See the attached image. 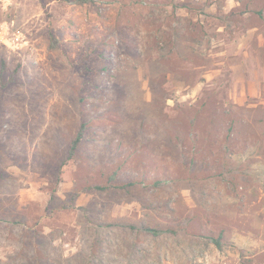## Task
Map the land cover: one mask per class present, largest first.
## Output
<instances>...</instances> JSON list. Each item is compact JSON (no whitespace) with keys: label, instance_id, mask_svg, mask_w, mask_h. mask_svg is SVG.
<instances>
[{"label":"rangeland","instance_id":"obj_1","mask_svg":"<svg viewBox=\"0 0 264 264\" xmlns=\"http://www.w3.org/2000/svg\"><path fill=\"white\" fill-rule=\"evenodd\" d=\"M0 264H264V0H0Z\"/></svg>","mask_w":264,"mask_h":264},{"label":"trees","instance_id":"obj_2","mask_svg":"<svg viewBox=\"0 0 264 264\" xmlns=\"http://www.w3.org/2000/svg\"><path fill=\"white\" fill-rule=\"evenodd\" d=\"M96 0H78V3H91L95 2ZM178 32V30H176ZM153 83V82H152ZM153 86V85H152ZM167 97V96H166ZM208 101L205 99H201L197 103L189 104V105H183L179 104V111L181 114H190L192 115L191 119L189 120L188 127H186V130H183L185 133L184 137H179L180 130H177L175 133V139L177 143V147L179 148V151L182 154H187L186 159L181 160V164L184 169L190 170L191 173L192 170L196 167H198L199 172L203 171H209V173H217L218 175H222L224 172L229 171L227 169V163L225 162V158L219 156V153L225 154L227 152L228 146H225L224 140L230 139L232 135V130L234 128V122L231 121L230 131L224 136V140L221 139L218 132H208L206 133V129L210 126H219L222 121L223 117L230 112H228V109L221 106H214L213 111L211 113H208V121L206 123L203 122V126L201 127V132L197 129L199 128V117L204 116V113H206V110L208 108ZM234 110V108H233ZM235 111V110H234ZM169 118V116H168ZM167 117L163 118L162 123L160 124L162 129L166 130L168 126L171 124V119H168ZM141 126L143 128L146 127V124L144 122L141 123ZM84 129H86V125L83 124L82 128L76 133L75 137L71 140V143L68 147V158L72 159L76 156L78 152L79 145L81 141L84 139ZM206 135V136H205ZM172 138V137H171ZM169 138V140H171ZM190 141V143L193 146H190V148L185 147V145ZM214 145L218 146L216 155V163L209 160V156L212 155L213 147ZM215 153V152H214ZM197 155H201L200 162L198 163V159L196 158ZM217 162H219V166H217ZM65 163V162H63ZM194 167V168H193ZM193 168V169H192ZM197 173V172H194ZM189 175V174H188ZM116 174H114L112 180L116 179ZM161 182V180H156V185H158ZM133 181H130L127 186L133 185ZM98 189L100 190H107L106 186H98ZM15 223V222H13ZM148 231L154 232V234L159 233L161 230L153 227H147ZM221 237L222 232L219 233V236L216 238L214 236H211V241L215 243L218 247H221Z\"/></svg>","mask_w":264,"mask_h":264}]
</instances>
